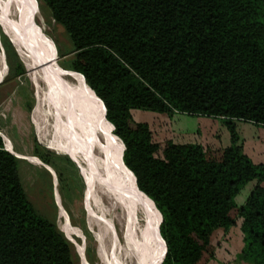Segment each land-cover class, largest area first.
Returning <instances> with one entry per match:
<instances>
[{"label":"trees","instance_id":"16d2710c","mask_svg":"<svg viewBox=\"0 0 264 264\" xmlns=\"http://www.w3.org/2000/svg\"><path fill=\"white\" fill-rule=\"evenodd\" d=\"M41 1L72 45L58 52L72 54L60 66L83 81L99 128L118 144L112 171L139 210V253L155 264H209L217 233L238 223L239 258L264 264V162L244 153L236 130V122L264 128V0ZM0 43L5 79L24 78L2 33ZM132 110L218 119L230 144L214 150L194 141L155 140ZM113 135L124 145L121 157ZM4 143L0 136V264H74L71 244L27 198L23 160ZM38 157L59 183L60 159L73 166L51 152ZM245 189L244 202L236 204ZM81 230L93 264V237Z\"/></svg>","mask_w":264,"mask_h":264},{"label":"rangeland","instance_id":"374dc122","mask_svg":"<svg viewBox=\"0 0 264 264\" xmlns=\"http://www.w3.org/2000/svg\"><path fill=\"white\" fill-rule=\"evenodd\" d=\"M0 4L15 14L22 22H30L37 27L51 49L56 69L61 74L60 77L63 83L72 91L83 121L91 128L100 129L96 104L89 96L87 87L75 73L64 70L60 66L68 62L72 58V54L60 57L58 52H70L72 45L64 28L53 20L49 9L41 0H0ZM2 32L0 29V34ZM1 49L0 43V83L2 82L0 84V134L3 138L0 136L2 141L5 142L9 151L19 155V158L25 159L19 163V173L29 202L39 214L55 222L59 231L71 244L74 264H91L84 257L85 249L83 255L82 236L84 235L81 228H85L93 237L88 221V208L93 181L81 167L73 150L55 137L46 127L39 106V86L31 82L26 75L21 79H5L7 67ZM131 116L137 122L147 123L155 140L165 138L191 142L197 140L201 145L208 146L207 143L211 141L212 137L219 139L218 141L223 144L226 135L227 146L230 144L227 128L218 119L187 117L177 114L169 118L165 114L139 110H132ZM40 124L46 128V133L42 130ZM179 127L183 130L189 129V131L181 132ZM236 130L239 134L244 131V126L236 122ZM258 132L256 142L264 145V129L258 127ZM239 136L241 137L240 134ZM65 146L69 148L67 152L63 151ZM243 149L245 152L250 151L248 144H245ZM251 149L254 150V148ZM46 152H51L58 157L66 156L73 164V166L68 165L67 162L60 159L58 168L61 169L62 173L61 183L58 182L57 177L56 179L53 178L54 176L52 177L42 166L43 162L38 155H45ZM253 155L264 159V154ZM254 163L256 162L254 161ZM51 173L53 174L52 171ZM84 192L86 193L85 202ZM240 196L243 197V194L235 198L236 204L241 200ZM128 200L132 202L129 198ZM63 202L66 204L67 209ZM133 205L137 221V207L134 203ZM84 241L86 248L85 237ZM92 246L94 249L93 264H99L97 244L94 237ZM239 256L236 257L237 259L230 260L229 264H240L239 261L242 260ZM136 264H155V262L140 252Z\"/></svg>","mask_w":264,"mask_h":264},{"label":"bare ground","instance_id":"6f19581e","mask_svg":"<svg viewBox=\"0 0 264 264\" xmlns=\"http://www.w3.org/2000/svg\"><path fill=\"white\" fill-rule=\"evenodd\" d=\"M0 29L16 51L26 77L39 86V106L47 129L73 150L93 181L88 221L97 244L99 264H136L141 247L140 215L136 203L120 188L112 171L118 156L117 142L111 134L85 124L71 89L63 83L56 69L47 41L33 23L22 22L0 4ZM67 146L63 151L69 150ZM136 195L158 219L156 210L139 196L137 190ZM83 196L85 202V192ZM127 197L137 207V221L134 205ZM157 235L160 240L158 229Z\"/></svg>","mask_w":264,"mask_h":264},{"label":"crops","instance_id":"0c3cea01","mask_svg":"<svg viewBox=\"0 0 264 264\" xmlns=\"http://www.w3.org/2000/svg\"><path fill=\"white\" fill-rule=\"evenodd\" d=\"M180 115V114H177ZM185 116V115H182ZM189 117V116H187ZM241 123L244 126V131L239 133L243 139V144L249 145V150L244 153L250 157V159L256 163L264 162V159L261 157H255L253 154H264V145L256 142V136L259 134L258 127L245 122H237ZM238 126V125H237ZM263 128V127H262ZM264 129V128H263ZM181 132L189 131V129L183 130L179 127ZM211 138V141L207 143L208 147L214 150L223 149L227 146V136L225 135L224 143L222 144L219 139ZM201 139V137H200ZM195 142V141H194ZM248 142V143H247ZM196 143L198 141L196 140ZM200 144V143H199ZM219 145V146H218ZM243 145V146H244ZM220 147V148H218ZM251 148H254L251 149ZM258 156V155H257ZM249 190L245 189L243 192V197L240 196L241 200L237 203L238 205L242 204L248 194ZM242 195V194H240ZM234 238V239H233ZM233 241H235L233 243ZM239 243H237V242ZM233 243V245H232ZM242 234L239 231V224L237 223L235 226L231 227L227 232L219 231L215 237L214 245H215V257L209 262V264H229L230 260L237 259L236 257L240 255L242 250ZM235 244V245H234ZM235 246V247H234ZM240 264H249L244 261H239Z\"/></svg>","mask_w":264,"mask_h":264},{"label":"water","instance_id":"95a60500","mask_svg":"<svg viewBox=\"0 0 264 264\" xmlns=\"http://www.w3.org/2000/svg\"><path fill=\"white\" fill-rule=\"evenodd\" d=\"M2 51V55H3V58L5 59V57H4V52H3V49H1ZM16 52V51H15ZM6 67H7V65H6ZM6 72H7V69H6ZM80 75V74H79ZM82 78H83V76L82 75H80ZM83 80H84V78H83ZM89 88V87H88ZM92 93H93V91H92ZM114 136V135H113ZM115 138H117L116 136H114ZM118 139V138H117ZM4 140V139H3ZM119 140V139H118ZM120 141V140H119ZM121 142V141H120ZM122 143V142H121ZM4 148H5V150L6 151H8L10 154H12L13 156H15L16 158H19V157H17L15 154H13L12 152H10L9 150H7L6 149V145H5V143H4ZM123 150H124V145H123V143H122V153H123ZM66 155V154H65ZM67 156H69V155H67ZM121 156H122V154H121ZM70 157V156H69ZM71 158V157H70ZM19 159H22V160H25L24 158H19ZM71 160L74 162V160L71 158ZM27 161V160H26ZM75 163V162H74ZM76 164V163H75ZM42 166L44 167V169H46V171H48L51 175H52V177L53 178H55L56 179V174H55V172L49 167V166H47V165H45V164H43L42 163ZM78 167V166H77ZM53 172V174L51 173V171L49 170V169ZM134 183H135V180H134ZM136 184V183H135ZM136 190H138V188L136 187ZM139 192V191H138ZM140 193V192H139ZM160 222H161V217H160V220H159V225H160ZM159 230V229H158ZM82 246H83V255H84V249H85V241H84V236H82ZM85 257V256H84ZM161 262V261H160ZM160 264V263H159Z\"/></svg>","mask_w":264,"mask_h":264},{"label":"built area","instance_id":"2783aa9c","mask_svg":"<svg viewBox=\"0 0 264 264\" xmlns=\"http://www.w3.org/2000/svg\"><path fill=\"white\" fill-rule=\"evenodd\" d=\"M1 135V134H0ZM2 136V135H1ZM2 138H3V136H2Z\"/></svg>","mask_w":264,"mask_h":264}]
</instances>
